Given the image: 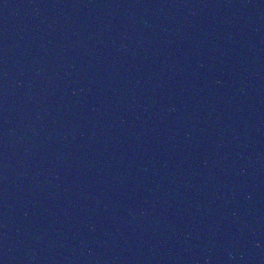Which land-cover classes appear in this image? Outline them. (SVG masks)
Wrapping results in <instances>:
<instances>
[{
  "label": "water",
  "instance_id": "95a60500",
  "mask_svg": "<svg viewBox=\"0 0 264 264\" xmlns=\"http://www.w3.org/2000/svg\"><path fill=\"white\" fill-rule=\"evenodd\" d=\"M0 264H264V0H0Z\"/></svg>",
  "mask_w": 264,
  "mask_h": 264
}]
</instances>
